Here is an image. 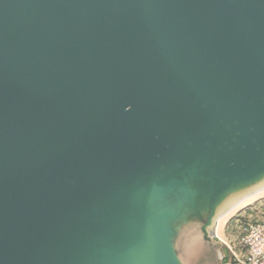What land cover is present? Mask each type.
I'll return each mask as SVG.
<instances>
[{
  "label": "water",
  "instance_id": "obj_1",
  "mask_svg": "<svg viewBox=\"0 0 264 264\" xmlns=\"http://www.w3.org/2000/svg\"><path fill=\"white\" fill-rule=\"evenodd\" d=\"M263 181L264 0H0V264H190Z\"/></svg>",
  "mask_w": 264,
  "mask_h": 264
},
{
  "label": "rangeland",
  "instance_id": "obj_2",
  "mask_svg": "<svg viewBox=\"0 0 264 264\" xmlns=\"http://www.w3.org/2000/svg\"><path fill=\"white\" fill-rule=\"evenodd\" d=\"M260 186H264V181L258 186L250 187L249 191L254 192ZM228 200L219 210L220 214L227 211L236 198L230 197ZM249 220H264V193L255 197L249 204L231 213L224 220L219 230L220 233L217 234L218 238L215 237L213 232L214 240L219 242L218 246H199L194 251L195 254H192L193 256L185 254L186 259L190 260V264H239L233 257L232 250L237 252L239 249L238 242L241 225Z\"/></svg>",
  "mask_w": 264,
  "mask_h": 264
},
{
  "label": "built area",
  "instance_id": "obj_3",
  "mask_svg": "<svg viewBox=\"0 0 264 264\" xmlns=\"http://www.w3.org/2000/svg\"><path fill=\"white\" fill-rule=\"evenodd\" d=\"M239 249L232 250L239 264H264V220H249L241 225Z\"/></svg>",
  "mask_w": 264,
  "mask_h": 264
},
{
  "label": "bare ground",
  "instance_id": "obj_4",
  "mask_svg": "<svg viewBox=\"0 0 264 264\" xmlns=\"http://www.w3.org/2000/svg\"><path fill=\"white\" fill-rule=\"evenodd\" d=\"M264 193V187L255 191L254 193H250L248 195H245L238 201H236L227 211L224 213L218 220L217 223V234L220 233L219 230L226 218L233 212L239 210L242 206L249 204L250 201H252L255 197L261 195Z\"/></svg>",
  "mask_w": 264,
  "mask_h": 264
}]
</instances>
